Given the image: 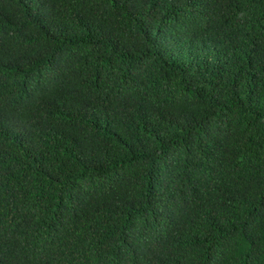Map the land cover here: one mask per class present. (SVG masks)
I'll return each instance as SVG.
<instances>
[{
  "label": "trees",
  "instance_id": "trees-1",
  "mask_svg": "<svg viewBox=\"0 0 264 264\" xmlns=\"http://www.w3.org/2000/svg\"><path fill=\"white\" fill-rule=\"evenodd\" d=\"M0 264H264V0H0Z\"/></svg>",
  "mask_w": 264,
  "mask_h": 264
}]
</instances>
